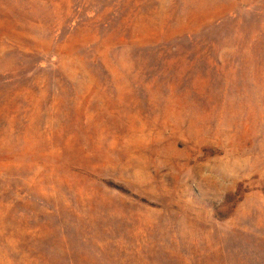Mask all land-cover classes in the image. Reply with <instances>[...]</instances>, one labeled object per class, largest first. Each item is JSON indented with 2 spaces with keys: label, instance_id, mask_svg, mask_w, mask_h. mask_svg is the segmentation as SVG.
I'll return each mask as SVG.
<instances>
[{
  "label": "rangeland",
  "instance_id": "obj_1",
  "mask_svg": "<svg viewBox=\"0 0 264 264\" xmlns=\"http://www.w3.org/2000/svg\"><path fill=\"white\" fill-rule=\"evenodd\" d=\"M0 264H264V0H0Z\"/></svg>",
  "mask_w": 264,
  "mask_h": 264
}]
</instances>
